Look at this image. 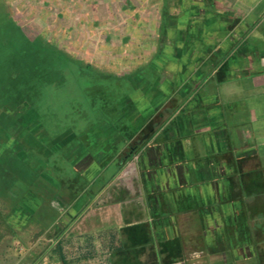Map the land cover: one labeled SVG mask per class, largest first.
I'll return each instance as SVG.
<instances>
[{
  "label": "crops",
  "instance_id": "crops-1",
  "mask_svg": "<svg viewBox=\"0 0 264 264\" xmlns=\"http://www.w3.org/2000/svg\"><path fill=\"white\" fill-rule=\"evenodd\" d=\"M46 1L109 115L66 145L103 204L84 233L121 264H264V0Z\"/></svg>",
  "mask_w": 264,
  "mask_h": 264
},
{
  "label": "rangeland",
  "instance_id": "rangeland-1",
  "mask_svg": "<svg viewBox=\"0 0 264 264\" xmlns=\"http://www.w3.org/2000/svg\"><path fill=\"white\" fill-rule=\"evenodd\" d=\"M45 4L49 2L0 0V264H121L104 241L84 233V216L103 204L86 210L80 190H67L77 158L66 146L76 137L73 120L77 128L92 127L109 115L100 94L93 99L85 91L88 83L60 84L50 57L57 54L83 68L97 64L70 53L63 34L57 33L63 28L36 23ZM24 53L32 65L43 58V93L50 95L40 103L30 99L27 86L21 89L11 81L9 59Z\"/></svg>",
  "mask_w": 264,
  "mask_h": 264
},
{
  "label": "trees",
  "instance_id": "trees-1",
  "mask_svg": "<svg viewBox=\"0 0 264 264\" xmlns=\"http://www.w3.org/2000/svg\"><path fill=\"white\" fill-rule=\"evenodd\" d=\"M27 53H24L23 56L17 55L11 59H9V67L8 70L11 73V75L13 74V79L11 80L13 82V86H19L21 89H23L25 86H27L28 89V93H29V97L30 99H34L35 103L38 102H42L43 100H45L46 96L50 95L47 93L44 94L43 93V74H42V70L41 67L43 66V58L40 59L39 63H33V65L31 63H28L27 61L29 60V56L26 55ZM29 54V52H28ZM51 58V66L53 67V69L55 71H57L58 73H60L61 78L58 79L59 83H66L69 80H73L75 82V84H83L86 82V77L88 78V76H93L90 75L88 73V70L86 68L80 67L78 65H76V63L68 58L63 59L62 57H60L59 55H53L50 57ZM25 64V65H29L30 67L28 69H19L16 67L15 64ZM2 65V64H1ZM27 71V73H26ZM94 77V76H93ZM20 90V89H19ZM86 91V89H85ZM91 91H94L95 93L100 92L97 89H93ZM87 92V91H86ZM94 93V94H95ZM94 97V96H93ZM92 97V98H93ZM94 99V98H93ZM47 101V100H46ZM9 153H4V155H7ZM11 157H13V155H9V158L12 159ZM14 160V158H13ZM10 160L8 159V162ZM58 251L60 254V258L62 261H64V256L62 254L61 251V247H58Z\"/></svg>",
  "mask_w": 264,
  "mask_h": 264
}]
</instances>
